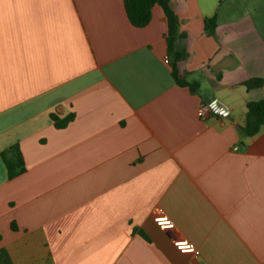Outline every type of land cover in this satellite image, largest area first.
Wrapping results in <instances>:
<instances>
[{"label": "crops", "instance_id": "0c3cea01", "mask_svg": "<svg viewBox=\"0 0 264 264\" xmlns=\"http://www.w3.org/2000/svg\"><path fill=\"white\" fill-rule=\"evenodd\" d=\"M123 1L0 0V250L12 264H264V125L240 131L264 100L243 86L264 79V0H169L193 92L172 77L162 9L136 28ZM12 146L25 170L9 180Z\"/></svg>", "mask_w": 264, "mask_h": 264}, {"label": "trees", "instance_id": "16d2710c", "mask_svg": "<svg viewBox=\"0 0 264 264\" xmlns=\"http://www.w3.org/2000/svg\"><path fill=\"white\" fill-rule=\"evenodd\" d=\"M124 10L129 23L136 28H143L151 21V10L154 6H159L165 17L167 32L166 43L168 54L171 58V73L176 85L185 87L193 92L196 90V84H189L180 78L177 71V63L185 59L184 53L174 51V43L180 37L178 34V20L169 6V0H124ZM216 27V18L204 20V30L208 34H213ZM264 85L263 78H251L243 83L247 91L259 89ZM264 125V100L249 102L246 105V116L244 126L241 128V134L244 137L255 135L261 126ZM64 123H56V127L61 128ZM1 159L7 171L9 180L19 176L24 172L22 156L17 146L10 147L7 151L1 153ZM0 264H12L6 252L0 250Z\"/></svg>", "mask_w": 264, "mask_h": 264}, {"label": "built area", "instance_id": "2783aa9c", "mask_svg": "<svg viewBox=\"0 0 264 264\" xmlns=\"http://www.w3.org/2000/svg\"><path fill=\"white\" fill-rule=\"evenodd\" d=\"M210 113L211 109L207 105H202L197 111V116L200 120L204 121ZM153 221L160 230H171L174 227L169 217L163 214L154 217ZM174 247L182 254L198 255V251L186 240L175 242Z\"/></svg>", "mask_w": 264, "mask_h": 264}, {"label": "water", "instance_id": "95a60500", "mask_svg": "<svg viewBox=\"0 0 264 264\" xmlns=\"http://www.w3.org/2000/svg\"><path fill=\"white\" fill-rule=\"evenodd\" d=\"M221 105L222 103L220 101L214 100L213 103L211 104V108L215 111Z\"/></svg>", "mask_w": 264, "mask_h": 264}]
</instances>
